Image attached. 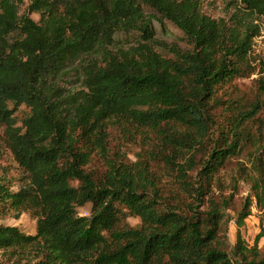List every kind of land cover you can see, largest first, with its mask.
Masks as SVG:
<instances>
[{
	"label": "trees",
	"instance_id": "16d2710c",
	"mask_svg": "<svg viewBox=\"0 0 264 264\" xmlns=\"http://www.w3.org/2000/svg\"><path fill=\"white\" fill-rule=\"evenodd\" d=\"M237 1L214 19L200 0H29L21 14L17 0H0V139L23 174L16 190L0 181V215L36 218L33 234L0 224V250L20 258L34 248L37 264H264L256 245L220 246L211 216L166 205L143 158L136 166L107 158L109 121L129 122L153 134L151 156L182 192L195 200L207 192L242 149L257 107L226 112L220 125L213 113L224 102L218 88L242 73L254 20L264 19V0ZM166 22L191 49L156 44L158 34L168 38ZM130 33L134 42L120 45L116 37ZM70 71L81 73L82 89L64 93ZM94 153L108 159L100 178L86 169Z\"/></svg>",
	"mask_w": 264,
	"mask_h": 264
},
{
	"label": "rangeland",
	"instance_id": "374dc122",
	"mask_svg": "<svg viewBox=\"0 0 264 264\" xmlns=\"http://www.w3.org/2000/svg\"><path fill=\"white\" fill-rule=\"evenodd\" d=\"M28 2L29 0H17L15 7L20 14L24 12ZM200 5L203 13L214 19H220L235 12L238 1L200 0ZM30 16L35 20L38 19L37 14H30ZM254 23L258 26V35L252 40L247 60L242 64V73L218 88L217 96L224 102L221 107L213 111L220 125L226 120V112L231 115L238 109L249 110L256 103L253 117L246 122L249 136L246 141H243L240 152L231 157L213 177L211 186L204 195L195 200L188 193L182 192L175 172L164 168L156 158L151 156L150 151L155 146L153 134L129 122L109 121L107 158L112 159L118 155L117 160L121 162L120 164L130 166H136L137 162L143 158L142 164L148 165V170L157 181L158 193L166 205L175 206L188 217L192 214L191 209L200 218L205 219L211 216V219L216 220L211 227H214L216 231V240L220 246L229 251L238 240H242L248 247L256 245L262 257L264 256V155H262L264 154V151L262 152L264 150V95L258 91V80L264 76V19L258 18L254 20ZM165 30L169 32L168 38L158 34L156 44L161 46V42L177 43L182 49H191L192 46L172 23L166 22ZM137 36V33L121 34L116 39L122 41L120 45H130ZM158 51L163 54L166 52L165 49ZM70 72L60 82L64 93L82 89L81 73ZM228 102L231 103V108H226ZM1 134L2 129H0V138ZM107 160L95 154L86 169L93 173L95 178L103 177L109 171ZM190 173L194 181L196 173ZM22 178L21 169L0 139V181L12 190H16L22 185ZM89 210L90 204L78 208L80 215H88ZM247 212L248 215L245 216ZM126 214L125 222L129 226L139 227L140 219L129 213ZM241 216L244 217L243 222L238 225L237 219ZM0 224L13 225L23 233L33 234L36 218L29 211L20 213L10 211L0 215ZM27 250L25 257L20 258L0 250V264H37L39 258L35 253L36 250L34 248Z\"/></svg>",
	"mask_w": 264,
	"mask_h": 264
}]
</instances>
